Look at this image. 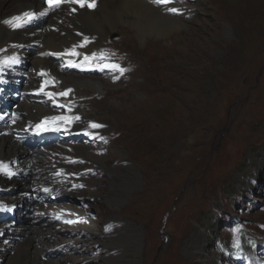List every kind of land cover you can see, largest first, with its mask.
I'll use <instances>...</instances> for the list:
<instances>
[{
	"label": "rangeland",
	"instance_id": "374dc122",
	"mask_svg": "<svg viewBox=\"0 0 264 264\" xmlns=\"http://www.w3.org/2000/svg\"><path fill=\"white\" fill-rule=\"evenodd\" d=\"M180 2L181 28L144 40L124 29L107 35L104 47L81 62L100 71L72 73L109 88L97 93L61 81L59 92L49 83L39 87L69 106L64 124L78 130L64 140L55 128L48 138L64 153L22 154L19 184L0 190V198L16 197L0 205V226L12 222V230L0 232L9 256L35 248L32 209L53 200L80 217L48 240L46 261L63 260L73 244L92 259L84 264H264V0ZM48 21L43 15L27 25L39 29ZM27 47L22 73L0 79V139L26 113L19 105L40 44ZM43 75L52 76L46 69L35 78L43 83ZM32 140L26 144L36 148L40 138ZM77 144L104 160L78 154ZM33 176L39 180L31 186ZM48 189L54 197L44 199ZM87 230L86 241L73 240Z\"/></svg>",
	"mask_w": 264,
	"mask_h": 264
},
{
	"label": "bare ground",
	"instance_id": "6f19581e",
	"mask_svg": "<svg viewBox=\"0 0 264 264\" xmlns=\"http://www.w3.org/2000/svg\"><path fill=\"white\" fill-rule=\"evenodd\" d=\"M180 1L181 0H171V2L168 3V8H165V6L163 7L164 4L156 7L152 0H100L99 3H97V0H63L58 7H49L45 0H5L0 3V79L2 80V84L6 82L4 80L8 77L5 76V73L11 75L12 72L16 77L19 73H22L19 64L20 60L28 54L26 49L29 43L40 44L37 55L34 57L33 62L31 61L32 66L27 76V82L23 88V90H26V92H23V96L27 99L19 105L20 109L26 110V113H21V122H24V124L22 125L21 122L11 124L7 127L9 131L10 128L17 129L11 132L8 131V135L0 139V190L5 191L19 184L15 180L18 179L15 168H18L19 164L23 162L21 160L22 154L32 152L34 155L36 154V156H42L45 152L49 153V151L55 150L57 154L60 152L64 153V151L61 150L64 146L58 144V142L56 143V141L50 140L47 137L48 133L54 132L56 130L55 128L63 129V133L59 136L66 140L73 131L78 130V128H73L64 124V120L71 117V115L67 113L69 106L66 105L64 101H55L52 93L47 95L49 90L43 91L40 90L39 87H43L46 83H49L50 87L53 86L55 90L59 92V86L57 84L61 81L62 87L68 84H87L94 92L109 88V84L101 80L79 78L72 73L75 71L77 74L80 71H88L89 69L100 71L94 65H86L87 63H83L81 66V62L84 56L100 51V49L104 47L107 41V35L119 33V31L124 29V32L127 34L131 36L135 35L138 39L144 40L146 36L154 33L168 32L171 29L181 28L186 21L179 17L180 11L177 13L167 12L172 7L179 10ZM93 2L95 6L91 9L88 4ZM81 3H83L84 6H81ZM24 12L34 13L33 18L47 15L49 16V21L46 26L39 29H30V27H28L29 22L27 23L28 20H25L21 27L15 29L3 22L13 16L21 15ZM124 32L121 31V33ZM92 40H94L95 43H91ZM85 43H87V45H85ZM13 59H16V61ZM66 68L71 69L70 74L68 72H61ZM46 69L47 74L49 70L52 76L44 77L43 75L42 80H44L45 83H40L42 81L35 78V76L37 77V71H44ZM66 71L70 70L66 69ZM56 74L58 77L55 79L53 75L57 76ZM35 85H37V89H35ZM56 98L59 97L56 96ZM79 112L87 119L91 116V114L85 112V109L81 110V108H79ZM2 127L0 123V130ZM15 137H19V139H15ZM35 137H40V143L37 144L36 148L33 146V143L31 144L32 146H28L26 143L35 141L32 140ZM17 140L20 142L17 143ZM23 145H26L30 150L28 151ZM70 146L69 144V147ZM75 149L78 154L86 155L87 158H90L93 162L104 160L92 155L86 146L82 147L77 144ZM38 167H40V165ZM34 180L38 181L39 179L33 176L32 179L29 180L31 186H33L32 181ZM34 184L36 185L37 182L35 181ZM31 186L27 187L31 188ZM40 186L33 187L32 190L43 187ZM56 189H58V187ZM7 192H9V190H7ZM47 192L48 196L45 195L44 199L54 194L52 189H48ZM15 198L16 197L10 196L8 193H3L0 198V205L12 203ZM57 209L60 210L61 213H58ZM75 215L80 217L79 210L67 204L59 205L53 200H45V202L37 203L33 207L31 214L32 223L35 224V229L38 231V239L35 248L32 249L31 252L22 251V254H25L24 257L21 256L19 248L16 255L9 256V254L4 251L7 241H2L0 242V261L4 256L6 258V264H84L92 260L89 256L81 255L77 248L78 246L76 247V245L73 244L65 248V254L63 255L65 257L58 263L46 261L43 258V252L47 249L49 250L51 247V245L50 247L48 246V240L52 238V236L65 232L66 226L74 221ZM11 224L12 222H7L2 227L0 226V232L10 228ZM15 227H17V230L22 231L23 226ZM10 229L12 230V228ZM136 232H138V230L134 228L132 233L136 234ZM87 239L88 230L84 233H78L73 240L77 242L86 241ZM135 240L133 244L137 246L138 244Z\"/></svg>",
	"mask_w": 264,
	"mask_h": 264
},
{
	"label": "snow or ice",
	"instance_id": "6c2138e0",
	"mask_svg": "<svg viewBox=\"0 0 264 264\" xmlns=\"http://www.w3.org/2000/svg\"><path fill=\"white\" fill-rule=\"evenodd\" d=\"M46 2L49 5V7H58L59 4L61 2H63V0H46ZM155 2L158 4H168L171 2V0H155ZM81 6H84L83 3H81ZM88 6L94 7L95 4L93 2V3L88 4ZM169 11L173 12V13L179 12V10L175 7L170 8ZM33 16H34V13H32V12H24L21 15L13 16L10 19L5 20L3 22L5 24L12 26L15 29V28L21 27L25 20H31L33 18ZM112 67L115 69H118L121 72V74H123V72L125 71L124 69H120L118 65H112ZM92 126L93 127H100V125H96V124H93Z\"/></svg>",
	"mask_w": 264,
	"mask_h": 264
},
{
	"label": "water",
	"instance_id": "95a60500",
	"mask_svg": "<svg viewBox=\"0 0 264 264\" xmlns=\"http://www.w3.org/2000/svg\"><path fill=\"white\" fill-rule=\"evenodd\" d=\"M31 204V203H30Z\"/></svg>",
	"mask_w": 264,
	"mask_h": 264
}]
</instances>
